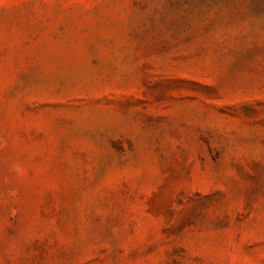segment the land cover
<instances>
[{
  "label": "rangeland",
  "instance_id": "obj_1",
  "mask_svg": "<svg viewBox=\"0 0 264 264\" xmlns=\"http://www.w3.org/2000/svg\"><path fill=\"white\" fill-rule=\"evenodd\" d=\"M0 264H264V0H0Z\"/></svg>",
  "mask_w": 264,
  "mask_h": 264
}]
</instances>
